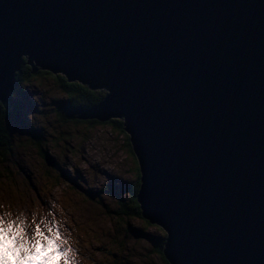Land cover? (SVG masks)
Instances as JSON below:
<instances>
[{
	"label": "water",
	"instance_id": "95a60500",
	"mask_svg": "<svg viewBox=\"0 0 264 264\" xmlns=\"http://www.w3.org/2000/svg\"><path fill=\"white\" fill-rule=\"evenodd\" d=\"M23 54L107 87L170 264H264V0H0L11 104Z\"/></svg>",
	"mask_w": 264,
	"mask_h": 264
},
{
	"label": "rangeland",
	"instance_id": "374dc122",
	"mask_svg": "<svg viewBox=\"0 0 264 264\" xmlns=\"http://www.w3.org/2000/svg\"><path fill=\"white\" fill-rule=\"evenodd\" d=\"M27 57L23 54L22 61L30 65ZM33 64L44 73L39 80L22 85L31 93L24 94L28 101L24 95L20 98L25 115L41 130L43 150L18 147L24 137L30 139L29 134L22 123H9L14 149L7 158L0 157V204L5 206L0 212L10 210L15 216L23 211L29 217L33 212L54 214L62 235L78 250L77 264H168L157 243L146 236L165 237L157 224L149 222L145 228L146 219L121 214L120 199L129 202V189L138 179V156L125 133L106 123L63 120L61 102L67 94L53 79L60 72ZM47 71L52 76L45 75ZM94 89L107 92L106 97L109 94L107 87ZM75 112L74 117L79 115ZM119 118L125 122L124 115Z\"/></svg>",
	"mask_w": 264,
	"mask_h": 264
},
{
	"label": "snow or ice",
	"instance_id": "6c2138e0",
	"mask_svg": "<svg viewBox=\"0 0 264 264\" xmlns=\"http://www.w3.org/2000/svg\"><path fill=\"white\" fill-rule=\"evenodd\" d=\"M27 63L32 65L33 71L36 70V65L32 64L31 56L27 57ZM40 75L24 79L23 85L27 86L31 81L39 80ZM45 75L52 76V73L48 72ZM53 79L56 77L53 76ZM12 84L17 85L15 89L17 99L24 94L31 95L27 87L21 89L18 86V81H13ZM9 91H12L11 86ZM10 107L11 100L5 94L0 95V112L4 115V126L0 129V138L11 131L7 124V113ZM114 119L116 118L114 117ZM40 132L41 130L37 129L32 135L39 136ZM54 143L55 141H53ZM30 145L40 151L39 146L28 137H24L17 146L27 149ZM42 155L43 153H41ZM137 170H140L138 157ZM47 175L48 173H45V177ZM140 175L142 176V172ZM4 207L3 204H0V208ZM134 207L139 208V202H134ZM143 223L145 228L149 227L147 220H144ZM61 227L60 221L52 213L39 216L38 213L33 212L29 217L23 211L15 216L10 210L0 212V264H77L78 250H74L71 240L62 235ZM157 228L165 237L169 235L165 228L158 225ZM42 253L46 254L42 255ZM9 255L14 257V260H9Z\"/></svg>",
	"mask_w": 264,
	"mask_h": 264
},
{
	"label": "trees",
	"instance_id": "16d2710c",
	"mask_svg": "<svg viewBox=\"0 0 264 264\" xmlns=\"http://www.w3.org/2000/svg\"><path fill=\"white\" fill-rule=\"evenodd\" d=\"M50 71H47L45 73H48ZM43 70H38L36 72L33 71L31 65H27L24 61L21 67V70L16 75V81H18V86L22 88L23 80L28 79L31 76H36L38 74H43ZM57 81L59 82L61 88L63 91L67 94V99L62 103L63 109L60 110L61 117L63 120L69 119L71 117L68 112H72V110H85L89 109L91 107L97 106L100 104L105 96L107 95V92H103L102 90H96L94 88H91V86L88 83L81 82L79 80H73L69 81L67 77L59 73L56 75ZM17 87V85H16ZM16 89V88H15ZM16 90L14 91V93ZM24 99L27 100L26 95H24ZM28 101V100H27ZM33 104V103H32ZM35 106V104H33ZM74 118L77 122H89L92 124H109L113 129L120 130L122 133H126L125 129V122L124 119L115 117L116 119L112 118L107 121H102L99 119L94 120H82L77 116L71 117ZM32 120V119H31ZM30 118H28L24 113V104L22 102V99H17L14 94H12V104L11 107L7 113V124L9 127V123L12 121H17L19 123H22L26 132L29 134V137L31 140L35 142L36 145L39 146L40 150H43V146L41 144V138L38 136L32 135L33 132H35L37 129L34 127L33 121H31ZM4 126V115L2 112H0V129H2ZM29 131V132H28ZM128 133V132H127ZM41 135V133L39 134ZM126 135V134H125ZM128 144L131 148V151L134 152L133 145L131 143V135L128 133L126 135ZM14 149V141H13V134L10 131L7 133V135L0 138V157L7 158L8 155L13 153ZM46 156V153H45ZM141 170L138 171V179L137 181L132 185V188L129 189V202H126L124 199H120L121 201V214L129 217H139L144 218L142 215V209L141 205L139 203V208L134 207V202L138 201V194L140 192V188L142 186L141 181ZM145 219V218H144ZM149 222V220H148ZM148 238L151 237V235H146ZM151 241H154L157 243L158 248L161 251V254H163L165 261L170 264L168 259L166 258L164 254V248L166 245V237H163V239L159 238H150Z\"/></svg>",
	"mask_w": 264,
	"mask_h": 264
},
{
	"label": "bare ground",
	"instance_id": "6f19581e",
	"mask_svg": "<svg viewBox=\"0 0 264 264\" xmlns=\"http://www.w3.org/2000/svg\"><path fill=\"white\" fill-rule=\"evenodd\" d=\"M42 255H43V253H42ZM9 256H11V255H9ZM12 257V256H11Z\"/></svg>",
	"mask_w": 264,
	"mask_h": 264
}]
</instances>
